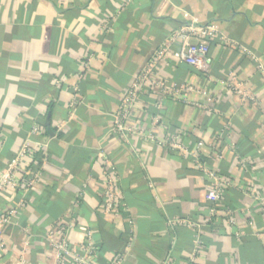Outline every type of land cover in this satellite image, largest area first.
I'll list each match as a JSON object with an SVG mask.
<instances>
[{"label":"crops","instance_id":"0c3cea01","mask_svg":"<svg viewBox=\"0 0 264 264\" xmlns=\"http://www.w3.org/2000/svg\"><path fill=\"white\" fill-rule=\"evenodd\" d=\"M193 22L218 29L208 54L170 53L154 77L171 93L142 89L116 132L138 72ZM15 161L0 264H61L88 233L92 264H264V0H0V173ZM211 171L232 181L215 203Z\"/></svg>","mask_w":264,"mask_h":264},{"label":"built area","instance_id":"2783aa9c","mask_svg":"<svg viewBox=\"0 0 264 264\" xmlns=\"http://www.w3.org/2000/svg\"><path fill=\"white\" fill-rule=\"evenodd\" d=\"M197 34L196 40L191 42L188 40V33ZM218 29L215 25H207L197 27L196 23L181 27L177 33H174L172 37H181L183 39L182 46L179 50H172L168 44H162L154 50L151 57L144 65V67L138 72L134 81L127 88L124 98L119 107L118 113L115 117L114 129L120 134L127 132L125 125L126 119L129 117L133 106L138 101L139 92L147 87L152 88L156 86L159 92L162 94L171 93L172 89L166 87L164 82L160 79H155L154 74L159 63L168 57L171 53L174 57L181 61H190L192 63H199V60L205 58L210 50V38L216 37ZM171 37V38H172ZM33 131L38 132L40 128L35 126ZM26 152L25 148L22 149L21 155ZM103 162L107 165L111 161L108 158H104ZM16 161L9 166V168L0 173V193L5 189L15 187L16 181ZM212 181L208 186L206 193V199L209 202L215 203L221 199L222 191L224 187L232 184L231 180L219 179L214 171L209 173ZM104 184L103 185V211L105 214L116 213L119 207L118 198V180L116 176L111 175L105 171L103 173ZM264 206V204H263ZM10 213H14L12 210ZM58 253L61 256V264H92V259L97 251L93 237L91 233H88L86 242L82 245L75 246L65 241L57 245ZM121 259L117 260L115 264H119ZM182 264H191V261H185Z\"/></svg>","mask_w":264,"mask_h":264}]
</instances>
